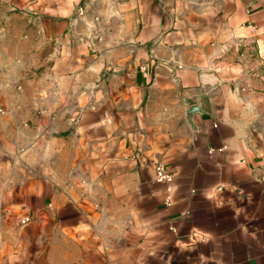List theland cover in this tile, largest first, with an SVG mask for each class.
<instances>
[{
    "label": "crops",
    "instance_id": "obj_1",
    "mask_svg": "<svg viewBox=\"0 0 264 264\" xmlns=\"http://www.w3.org/2000/svg\"><path fill=\"white\" fill-rule=\"evenodd\" d=\"M84 1L0 0V264H264V0Z\"/></svg>",
    "mask_w": 264,
    "mask_h": 264
},
{
    "label": "built area",
    "instance_id": "obj_2",
    "mask_svg": "<svg viewBox=\"0 0 264 264\" xmlns=\"http://www.w3.org/2000/svg\"><path fill=\"white\" fill-rule=\"evenodd\" d=\"M86 1H91V2H96L98 0H85ZM85 4H82L79 8H78V14L80 16H83L85 14ZM99 18H95V22H98ZM142 73L145 75L146 74V67H142L141 68ZM174 179V175L171 171H169L167 168H165L164 166H158L156 169V180L159 183H165V184H171L173 182ZM168 190L170 191L171 188L169 187ZM168 205H170V200H167ZM31 220V218L26 217L24 219H22V224H27L29 223Z\"/></svg>",
    "mask_w": 264,
    "mask_h": 264
}]
</instances>
